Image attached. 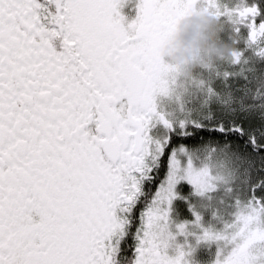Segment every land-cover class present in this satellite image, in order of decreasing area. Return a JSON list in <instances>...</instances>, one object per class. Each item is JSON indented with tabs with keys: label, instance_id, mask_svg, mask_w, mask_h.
<instances>
[{
	"label": "snow or ice",
	"instance_id": "6c2138e0",
	"mask_svg": "<svg viewBox=\"0 0 264 264\" xmlns=\"http://www.w3.org/2000/svg\"><path fill=\"white\" fill-rule=\"evenodd\" d=\"M124 3L0 0V264H189V237L264 264V0ZM200 6L237 50L179 77L159 48Z\"/></svg>",
	"mask_w": 264,
	"mask_h": 264
},
{
	"label": "clouds",
	"instance_id": "9594fccd",
	"mask_svg": "<svg viewBox=\"0 0 264 264\" xmlns=\"http://www.w3.org/2000/svg\"><path fill=\"white\" fill-rule=\"evenodd\" d=\"M225 20L200 6L181 15L159 48L160 59L179 77H191L208 65L228 62L235 54V39L225 40Z\"/></svg>",
	"mask_w": 264,
	"mask_h": 264
},
{
	"label": "rangeland",
	"instance_id": "374dc122",
	"mask_svg": "<svg viewBox=\"0 0 264 264\" xmlns=\"http://www.w3.org/2000/svg\"><path fill=\"white\" fill-rule=\"evenodd\" d=\"M225 2H226V0H225ZM230 33H231L230 26L227 23H225V32L223 34V38L225 39V38H228L229 36L231 37ZM238 47L243 48V44L238 45ZM250 55H253L250 50L247 51V52H245V56H250ZM250 87L253 90H255V89H264V79L259 78L254 83L251 82ZM183 185H187L186 187L189 188V190H190L187 194H182L181 193L182 186ZM176 191L182 197H184V196H191L192 188H191L190 185L187 184V182H183L182 181L179 185H177ZM191 199L194 202L198 198L191 197ZM177 200H179V198L173 201V205H172V209L173 210H172V212L170 214L171 215V219L173 221V227H172V231L173 232H175L174 224L180 223V222H183V221H192L193 220L192 213H191V216L190 217H183L181 215V213L179 211V206H178ZM182 203H184V208L188 211L189 210L188 209V203L184 199L182 200ZM203 223H204V226L205 227H209L211 225L216 230H220L223 227V225H221V224L212 222L210 220V217H209L208 214H205L204 215ZM187 240H188V244L191 245L192 248H194V250L191 251V254L187 257V259L189 261V264H215L216 255H217V251H218V247H217V243L216 242L201 241L199 243H196L194 237H189V238H187ZM176 243L181 244V245H184L185 244V237L178 236L177 239H176ZM200 248H209L211 251L213 249V251L215 253L214 254V258L212 260H209V261H201V260L197 259V257L195 256V254H197L199 252ZM168 253H169V255H175V249H174V247L169 248L168 249Z\"/></svg>",
	"mask_w": 264,
	"mask_h": 264
},
{
	"label": "trees",
	"instance_id": "16d2710c",
	"mask_svg": "<svg viewBox=\"0 0 264 264\" xmlns=\"http://www.w3.org/2000/svg\"><path fill=\"white\" fill-rule=\"evenodd\" d=\"M230 38L231 37L229 36L228 38H225V40H230ZM250 56H252V55H250ZM255 65L257 68L264 69V60H255ZM258 79H259V77L254 79L252 82L254 83ZM206 135H207L206 133H201L200 136H198L192 140H189L188 143L196 144L201 137H204ZM186 186L187 185L182 186V191H181L182 194H187L190 191L189 188H187ZM182 200L183 199L177 200L178 206H179V211L183 217H190L191 212L189 210L187 211L184 208V203H182ZM214 254L215 253H214L213 249L211 251L209 248H200L199 252L197 254H195V256L197 257V259H199L201 261H209V260H212L214 258Z\"/></svg>",
	"mask_w": 264,
	"mask_h": 264
},
{
	"label": "flooded vegetation",
	"instance_id": "af4514ba",
	"mask_svg": "<svg viewBox=\"0 0 264 264\" xmlns=\"http://www.w3.org/2000/svg\"><path fill=\"white\" fill-rule=\"evenodd\" d=\"M139 0H125L124 6L120 9L122 15L125 16L126 22H131L137 15V4ZM223 19V18H222ZM231 35V33H230ZM167 103V101H165Z\"/></svg>",
	"mask_w": 264,
	"mask_h": 264
}]
</instances>
